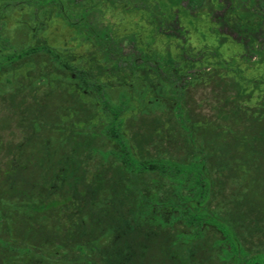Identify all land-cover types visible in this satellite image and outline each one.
I'll list each match as a JSON object with an SVG mask.
<instances>
[{
  "label": "trees",
  "instance_id": "1",
  "mask_svg": "<svg viewBox=\"0 0 264 264\" xmlns=\"http://www.w3.org/2000/svg\"><path fill=\"white\" fill-rule=\"evenodd\" d=\"M93 1L144 5L153 34L177 41L178 52L166 57L137 33L131 53L116 49L111 27L86 17V0L32 4L35 36L57 19L93 48L89 58L44 41L14 49L0 36V70L27 67L8 99L17 97L11 114L27 123L18 144L2 145L0 264H264V213L233 208L203 147L176 157L155 140L169 121L195 144L185 93L213 78L214 53L191 41L187 19L209 18L242 49V63L264 67V0ZM215 65L240 77L235 59ZM110 78L136 96L124 90L113 102Z\"/></svg>",
  "mask_w": 264,
  "mask_h": 264
},
{
  "label": "rangeland",
  "instance_id": "2",
  "mask_svg": "<svg viewBox=\"0 0 264 264\" xmlns=\"http://www.w3.org/2000/svg\"><path fill=\"white\" fill-rule=\"evenodd\" d=\"M93 2H85V5L91 6L86 17L89 21L104 22L111 27L117 36L116 49L131 53L133 47L129 37L137 33L141 44L148 40L160 54L169 58L176 56L178 42L153 34L148 23L149 15L141 13L144 5L135 4L122 11L106 4L101 8L93 6ZM202 7L208 11V1L203 2ZM186 23L189 26L188 36L195 46L212 49L214 53L207 63L212 70L209 75L213 78L190 87L185 93L187 112L191 122L196 123L192 128L196 136L195 144L185 140L182 129L172 127L169 121H165L161 134L155 138L156 149L164 154L182 157L194 152L196 146L203 147L210 167L222 180V194L230 199L233 208L252 207V211L264 213V67L262 64H252L257 60L255 58L251 65L242 63V49L232 37L219 34L204 15L190 17ZM35 26L32 0H0V36L12 48L20 49L44 41L60 51L72 52L76 58L92 56L93 48L59 20L49 22L46 30L38 36L34 35ZM220 57L226 61L237 60L241 66L240 77L227 71L219 72L221 69L215 65V60ZM36 64L39 68L47 65L44 57L36 58ZM26 69L19 64L12 70H0V167L6 161L3 157L4 145L10 141L18 144L24 135L27 123L25 115L11 114L17 97L8 99L11 88L17 84L19 76L25 75ZM109 82L107 91L115 103L120 102L124 90H131L126 84H118L114 78H110ZM130 92L136 96L135 92ZM229 95L238 96L239 99L232 102L227 99ZM41 115L46 121L54 117L48 109ZM140 131L145 132L144 129ZM2 172L0 170V185L3 187ZM21 259L17 257V260ZM147 260L150 258L146 257ZM152 263L155 264V261L152 260Z\"/></svg>",
  "mask_w": 264,
  "mask_h": 264
}]
</instances>
